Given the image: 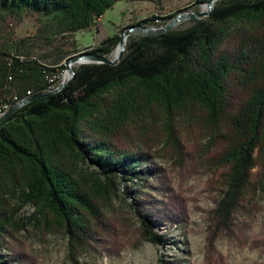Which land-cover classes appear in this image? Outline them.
Here are the masks:
<instances>
[{
	"label": "trees",
	"instance_id": "obj_1",
	"mask_svg": "<svg viewBox=\"0 0 264 264\" xmlns=\"http://www.w3.org/2000/svg\"><path fill=\"white\" fill-rule=\"evenodd\" d=\"M122 1L0 0V102L42 95L0 124V264H40L16 238L29 230L17 220L16 200L36 210L28 226L67 238L74 264L89 249H116L107 208L118 193L132 199L143 239L164 245L159 226L183 225L188 214L157 161L169 148L178 165L194 167L192 131L210 139L224 171L205 264H225L213 245L238 225L264 160V0H218L207 18L185 29L131 35L119 63L80 65L54 92L65 67L26 53L18 28L36 18L35 39L52 46L99 27ZM120 40L107 38L87 54L107 56ZM67 153L97 176L78 173Z\"/></svg>",
	"mask_w": 264,
	"mask_h": 264
},
{
	"label": "rangeland",
	"instance_id": "obj_2",
	"mask_svg": "<svg viewBox=\"0 0 264 264\" xmlns=\"http://www.w3.org/2000/svg\"><path fill=\"white\" fill-rule=\"evenodd\" d=\"M158 1V2H157ZM254 1V0H250ZM208 4H199L198 0H124L109 10L99 27L83 31L73 36L61 38L55 45H47L35 39L38 22L34 17H27L17 30V37L27 41L26 53L38 58L51 67L59 69L61 85L69 72L66 62L81 57L99 47L104 40L120 37L126 30L139 27L138 23L151 17L159 18L154 24L143 27L150 29L164 28L178 15L207 12ZM175 16L172 20L163 18ZM204 17L202 19H205ZM193 18L180 21L175 28L185 29L192 25ZM126 29V30H125ZM125 30V31H123ZM131 35H139L132 32ZM130 35V36H131ZM128 42V39H127ZM120 46H115L106 57L112 58ZM73 70L81 64L74 63ZM163 134L162 132H158ZM189 139L196 145L194 167L180 166L171 158L172 151L167 148L157 161L170 181V187L184 200L187 207V221L183 225L159 226L158 232L165 236L164 245H153L145 241L140 233V224L130 209L132 199L122 193L113 197L107 208L115 223L114 251L104 244L101 251L89 249L78 257V264H205L209 242L213 237V211L222 197L224 171L215 163V149L205 134L197 131L190 133ZM156 138L157 135L153 134ZM163 140L160 136L158 141ZM187 141V140H186ZM167 147L162 141L159 149ZM190 150L192 148L190 147ZM65 162L88 179L96 177V169L90 164L77 162L73 155L66 154ZM255 194L247 198L242 213L238 216V225L230 233H220L215 244V252L220 254L225 264H264V160L255 170ZM129 186V185H127ZM147 192V190H145ZM134 198V196H133ZM17 220L24 219L28 231L19 233L16 238L40 264H74L68 259L69 243L67 238L57 232L28 226L29 218L35 213L31 204L16 200ZM4 258L5 254H3ZM6 260V259H4ZM7 264V263H4Z\"/></svg>",
	"mask_w": 264,
	"mask_h": 264
},
{
	"label": "water",
	"instance_id": "obj_3",
	"mask_svg": "<svg viewBox=\"0 0 264 264\" xmlns=\"http://www.w3.org/2000/svg\"><path fill=\"white\" fill-rule=\"evenodd\" d=\"M217 1L218 0H209L208 1V3H207L208 4L207 12H201V13H198V14L178 15L170 24H168L164 28L150 29V28H145V27L139 26V27H135V28L126 30L124 33H122L121 40H120V45L122 46V51H121L118 59H116V60H112L111 58L106 57V56H99V55H94V54H85V55H83L81 57L68 60L66 62V67H67V70L70 73V78H69V80L67 82H63L58 87V89L56 91H54V92H58L61 89H63L75 77V70H72L70 68V65H72L74 63H80L81 65H84V64H110V65H116L117 63L120 62V60L122 59V57L124 55V52L126 50L127 42L125 44L124 41H127V39L130 37L132 32H136L139 35H143V36H153V35L164 34L166 32H169V31L173 30L180 21L185 20L187 18L202 19L204 17H208L210 15V13L212 12V10L214 8V5H215V3ZM41 96L29 98V99L23 101L22 103L18 104L17 106H15L3 118L0 119V124L3 123L6 119H8L15 111H17L18 109L22 108L23 106L27 105L28 103H30L34 99L39 98Z\"/></svg>",
	"mask_w": 264,
	"mask_h": 264
},
{
	"label": "built area",
	"instance_id": "obj_4",
	"mask_svg": "<svg viewBox=\"0 0 264 264\" xmlns=\"http://www.w3.org/2000/svg\"><path fill=\"white\" fill-rule=\"evenodd\" d=\"M50 82L54 83V79L48 78ZM60 86V85H59ZM57 85H53L52 90L56 91L58 89ZM32 93L28 92L27 96L25 98L19 99L17 96H15L12 100L7 102H0V115H3L5 112H9L12 110L15 106L22 103L23 101L29 99L31 97Z\"/></svg>",
	"mask_w": 264,
	"mask_h": 264
},
{
	"label": "bare ground",
	"instance_id": "obj_5",
	"mask_svg": "<svg viewBox=\"0 0 264 264\" xmlns=\"http://www.w3.org/2000/svg\"><path fill=\"white\" fill-rule=\"evenodd\" d=\"M124 42H125V44H126L127 41H124ZM121 51H122V46L120 45V46L118 47V49L116 50L114 56H113L111 59H112V60H116V59H118V57H119ZM74 65H75V64L70 65V68H71L72 70H73ZM69 78H70V73L68 72V73L66 74L65 81H68ZM7 113H8V112H5L3 115H0V119L3 118Z\"/></svg>",
	"mask_w": 264,
	"mask_h": 264
},
{
	"label": "crops",
	"instance_id": "obj_6",
	"mask_svg": "<svg viewBox=\"0 0 264 264\" xmlns=\"http://www.w3.org/2000/svg\"><path fill=\"white\" fill-rule=\"evenodd\" d=\"M103 19H104V17L101 20H103Z\"/></svg>",
	"mask_w": 264,
	"mask_h": 264
}]
</instances>
